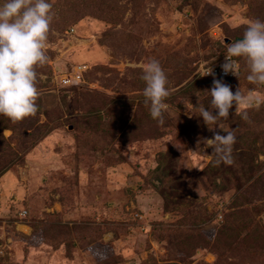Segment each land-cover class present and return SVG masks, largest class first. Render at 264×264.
Listing matches in <instances>:
<instances>
[{
	"label": "rangeland",
	"instance_id": "obj_1",
	"mask_svg": "<svg viewBox=\"0 0 264 264\" xmlns=\"http://www.w3.org/2000/svg\"><path fill=\"white\" fill-rule=\"evenodd\" d=\"M48 2L54 18L49 59L36 68L45 77L37 104L39 123L52 130L42 138L37 131L3 132L19 156L0 175V264H215L207 247L236 198L249 195L245 184L264 174V144L259 139L251 148L247 183L239 139L233 165L215 162L206 139L225 135L219 127L230 130L240 108L209 131L198 106L217 114L208 93L213 80L200 70L225 58H217L221 48L242 39L249 20L264 21V0ZM152 59L171 93L163 125L143 95L139 65ZM237 59L231 90L262 101L248 113L262 111L264 85L250 83L247 60ZM79 69L78 83H61ZM239 129L236 137L249 130ZM218 169L227 170L225 178ZM255 187L257 208L249 212L261 224L264 189ZM228 242L226 257L250 249L239 239ZM249 256L235 262L264 264V257Z\"/></svg>",
	"mask_w": 264,
	"mask_h": 264
},
{
	"label": "clouds",
	"instance_id": "obj_2",
	"mask_svg": "<svg viewBox=\"0 0 264 264\" xmlns=\"http://www.w3.org/2000/svg\"><path fill=\"white\" fill-rule=\"evenodd\" d=\"M53 5L48 0H4L0 4V115L18 122L34 116L38 111L37 100L40 96L38 80L45 77L36 71L37 66H44L47 55L48 35L54 18ZM245 58L249 66L247 80L253 84L264 85V21L249 20L243 38L228 43L225 62L221 65L223 73L237 77L239 64L237 58ZM135 67V66H134ZM145 82L143 95L145 103H150V115L161 125L164 113L169 105L165 102L171 95L167 88L168 78L159 61L152 59L139 65ZM204 75H212L211 96L212 110L199 105L200 118L213 131L220 118L228 119L230 109L240 108L241 118L249 120L248 109L258 108L262 101L251 95H243L239 88L234 92L222 79H217L213 69L208 66ZM221 135L214 132L206 139L215 155V162L231 165L233 145L237 137L234 130H226Z\"/></svg>",
	"mask_w": 264,
	"mask_h": 264
},
{
	"label": "trees",
	"instance_id": "obj_3",
	"mask_svg": "<svg viewBox=\"0 0 264 264\" xmlns=\"http://www.w3.org/2000/svg\"><path fill=\"white\" fill-rule=\"evenodd\" d=\"M106 2L107 1H105V3ZM106 6L108 7L109 5L106 4ZM102 9L104 8L102 7L100 3L98 10H102ZM214 43L219 45L221 42L217 41ZM226 52H227L226 48H221V51L218 53L217 58H223L226 55ZM247 72H248L247 73L248 75L249 69ZM241 74H243V72ZM205 80H213V78L205 79ZM222 80L226 82V84L231 85V83L236 82V80H238V77L222 79ZM187 88L188 87L184 89L186 90V92L182 94H185L188 92L190 88L188 90ZM189 95L192 96V93ZM39 115L40 113L37 111V113L34 116L26 117L23 120L18 121V122H13L8 117L0 115V175L4 171H6L8 166L12 164L19 156L18 152H16L14 148L10 146L8 139H6L3 136V132L5 130H9L11 131L13 135H20L22 133L30 134L32 131L33 133L37 131V136L42 138L48 135L52 129H50L51 127L45 128L46 124L39 123V118H38ZM248 116H249V120L245 121L244 119L241 118V115L238 114L236 118L231 120L230 125H229L230 130L232 129L235 132L236 131L238 132V130H241L239 128L242 125H245V128L249 129L247 132H244L242 130L243 133L245 134L243 135L240 134V136L237 137V139H239L240 142L243 143L242 148L245 151L242 154L243 156H241L238 159V163L241 165V169L243 170L244 176L247 175L246 179L248 180L245 183L250 181V178L252 177L251 172H249V169L250 167H252V163H253V160L255 159V156L253 155L251 148L253 146L254 149H256L255 143L259 139H261L262 143L264 144V109L262 111L253 110L248 113ZM198 119H200L201 121L202 118L199 117ZM44 128L45 130H43ZM259 129H261V131H258ZM30 135H27V137ZM216 167L219 168V166H216ZM225 172H227L226 169H218L216 173H218L217 176L219 175H220L219 177L222 176L220 179H223L225 178ZM256 179L258 181L253 180L251 183L248 182L247 184H245L248 186L246 188L247 192L250 191L249 195L244 196L245 191H243L242 192L243 195L238 196L236 198V201H235L236 203H233L234 205L232 206V209H230L229 212L227 211L224 213L223 218L218 225L219 228L217 230L218 232L217 237H214L211 245L207 247V249H210V251L216 256L215 264H237L235 260L246 261L247 259L252 258L249 255L252 254L253 252H254V256L264 257V248H263L264 247V223L260 224V221L253 222L254 220L252 221V218H251L252 214L251 212H249V210L253 211L254 210L253 208L255 207L257 208L256 201L258 200V198L256 197L257 196L256 192L257 193H260V192L257 191L258 188H256L255 186L260 183L262 184V187L264 189V174L260 178H256ZM224 234L226 236L225 242L220 243L221 237ZM231 238H233L234 240L239 239L241 244H244L247 247H250V249L247 250L248 252L244 250L242 252H239L241 250L236 249L238 251H235L232 256L226 257L225 253H223L222 250H227V248H225V245H230V242H228V239H231ZM250 240L253 242H256L255 247H252V249H251V245L253 244H249ZM262 242H263V245L261 246L260 243ZM238 245L239 244L236 243L234 246L237 247ZM232 253L233 251L228 253V255H231ZM3 264H16V263H11L6 259V261H4Z\"/></svg>",
	"mask_w": 264,
	"mask_h": 264
},
{
	"label": "built area",
	"instance_id": "obj_4",
	"mask_svg": "<svg viewBox=\"0 0 264 264\" xmlns=\"http://www.w3.org/2000/svg\"><path fill=\"white\" fill-rule=\"evenodd\" d=\"M225 62V58H223L220 62L216 63V64H213V65H210L209 67H211L213 69V72L215 74V77L216 78H219V79H229V78H233L235 77L233 74L231 73H228L227 75H225L223 73V70L221 68V65ZM82 69V68H81ZM79 69L78 71H76L73 76H70V77H63L61 79V83L64 84V85H69L70 83L72 82H76L78 83L80 81V78L82 76V72L83 70ZM208 69V66H206L205 68H202L200 70V76L202 78H205V79H211L213 78L212 75H204L205 72L207 71ZM25 212H22V215H24Z\"/></svg>",
	"mask_w": 264,
	"mask_h": 264
},
{
	"label": "crops",
	"instance_id": "obj_5",
	"mask_svg": "<svg viewBox=\"0 0 264 264\" xmlns=\"http://www.w3.org/2000/svg\"><path fill=\"white\" fill-rule=\"evenodd\" d=\"M20 228H25V226L24 225H19L17 229H20ZM22 231H24V230H22Z\"/></svg>",
	"mask_w": 264,
	"mask_h": 264
},
{
	"label": "bare ground",
	"instance_id": "obj_6",
	"mask_svg": "<svg viewBox=\"0 0 264 264\" xmlns=\"http://www.w3.org/2000/svg\"><path fill=\"white\" fill-rule=\"evenodd\" d=\"M219 38H220V35H219Z\"/></svg>",
	"mask_w": 264,
	"mask_h": 264
}]
</instances>
